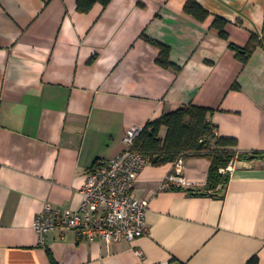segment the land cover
Wrapping results in <instances>:
<instances>
[{
  "label": "crops",
  "instance_id": "1",
  "mask_svg": "<svg viewBox=\"0 0 264 264\" xmlns=\"http://www.w3.org/2000/svg\"><path fill=\"white\" fill-rule=\"evenodd\" d=\"M0 0V264H264V159L234 161L221 195L202 189L206 157L184 159L182 189H159L173 164L147 163L132 191L146 232L113 244L32 228L45 203L75 209L97 159L125 148L127 128L190 103L220 136L264 151V0ZM226 20L227 38L212 23ZM260 43L245 62L229 46ZM158 44L169 60L157 62ZM165 128L160 130L164 137Z\"/></svg>",
  "mask_w": 264,
  "mask_h": 264
},
{
  "label": "built area",
  "instance_id": "2",
  "mask_svg": "<svg viewBox=\"0 0 264 264\" xmlns=\"http://www.w3.org/2000/svg\"><path fill=\"white\" fill-rule=\"evenodd\" d=\"M143 126L126 129L122 141L125 148L110 159L96 160L85 174L79 188L80 202L75 209H63L45 203L32 221V228L39 242L46 234L66 229L74 230L86 241H103L113 244L131 241L146 232L144 216L148 201L137 197L133 184L149 158L132 150ZM173 168L159 189L171 185H186L182 174L184 160L172 162ZM232 163L220 172H230Z\"/></svg>",
  "mask_w": 264,
  "mask_h": 264
},
{
  "label": "trees",
  "instance_id": "3",
  "mask_svg": "<svg viewBox=\"0 0 264 264\" xmlns=\"http://www.w3.org/2000/svg\"><path fill=\"white\" fill-rule=\"evenodd\" d=\"M109 1L76 0V8L80 12H87L94 4L100 3L106 6ZM183 9L197 20H203L208 15V12L196 0H187ZM225 24L226 20L219 16H216L212 23L219 35L226 39ZM259 43L257 36L251 34L245 46L239 47L232 43H229V46L236 51V56L245 62ZM158 46L160 54L157 62L163 67L178 69V66L168 58V47L163 44H158ZM211 115V109L192 103L163 112L143 126L132 150L148 157L149 162L154 166L174 162L180 157L183 160L189 156L206 157L210 164L204 187L202 189L186 188V191L193 194L221 195L228 184L230 172L222 173L220 169L234 161L264 159V151L241 152L237 150L235 138L217 134L216 126L211 121ZM162 128L166 130L163 138L160 137ZM170 188L182 189L183 187L171 185ZM244 264H259L258 256L252 255Z\"/></svg>",
  "mask_w": 264,
  "mask_h": 264
}]
</instances>
